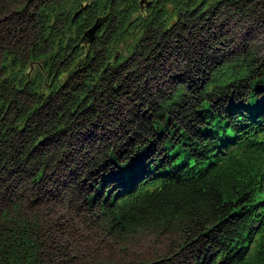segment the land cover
Listing matches in <instances>:
<instances>
[{"label": "trees", "instance_id": "trees-1", "mask_svg": "<svg viewBox=\"0 0 264 264\" xmlns=\"http://www.w3.org/2000/svg\"><path fill=\"white\" fill-rule=\"evenodd\" d=\"M145 233L264 264V0H0V264Z\"/></svg>", "mask_w": 264, "mask_h": 264}, {"label": "rangeland", "instance_id": "rangeland-1", "mask_svg": "<svg viewBox=\"0 0 264 264\" xmlns=\"http://www.w3.org/2000/svg\"><path fill=\"white\" fill-rule=\"evenodd\" d=\"M66 213L65 210L62 211H58L56 214H64ZM55 218V216H54ZM77 225V219H73L72 220V224ZM78 226V225H77ZM86 236L87 239L83 240V237H81V241L78 245V252H82L83 250L85 252H83L82 254H85V256L87 257V253L86 250L87 248L85 247H89L90 249L92 247H95V244H97L99 238L92 232H83ZM79 239V240H80ZM97 240V241H96ZM128 250L126 249L125 254L119 253L117 251V249L113 246H101L99 245V248H101V250H104V257L109 258V260L111 262H113V264H135V259L139 258L144 260L143 262L145 264H155V261H158L160 258L159 257H155L153 258L151 255L153 251H157L160 250L162 248V243L160 242V240H158L156 238V236L152 235V234H142L138 237L135 238L134 241L128 242ZM84 247V249H82ZM77 252V253H78ZM148 253V254H147ZM158 254V253H157ZM151 257H148V256ZM156 255V254H155ZM170 264H182L179 261L170 263Z\"/></svg>", "mask_w": 264, "mask_h": 264}, {"label": "water", "instance_id": "water-1", "mask_svg": "<svg viewBox=\"0 0 264 264\" xmlns=\"http://www.w3.org/2000/svg\"><path fill=\"white\" fill-rule=\"evenodd\" d=\"M142 4L143 2H141V5ZM101 24H102V21H97L95 25L91 28V30H89V32L87 33L88 37H92L94 32L100 27Z\"/></svg>", "mask_w": 264, "mask_h": 264}, {"label": "bare ground", "instance_id": "bare-ground-1", "mask_svg": "<svg viewBox=\"0 0 264 264\" xmlns=\"http://www.w3.org/2000/svg\"><path fill=\"white\" fill-rule=\"evenodd\" d=\"M22 200V199H21ZM24 200V199H23Z\"/></svg>", "mask_w": 264, "mask_h": 264}]
</instances>
